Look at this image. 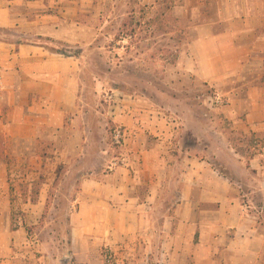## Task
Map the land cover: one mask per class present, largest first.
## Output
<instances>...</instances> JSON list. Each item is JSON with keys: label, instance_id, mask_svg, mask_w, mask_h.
Wrapping results in <instances>:
<instances>
[{"label": "crops", "instance_id": "1", "mask_svg": "<svg viewBox=\"0 0 264 264\" xmlns=\"http://www.w3.org/2000/svg\"><path fill=\"white\" fill-rule=\"evenodd\" d=\"M212 1L193 0L186 8L189 41L177 64L182 74L228 99L205 102L208 134L146 100L117 97L112 114L128 131L124 152L107 180L83 184L72 215L88 225L75 226L82 229L78 235L95 232L98 245L126 250L132 264H264V146L243 154L222 129V122L230 123L256 144L264 126V87L247 81L244 71L252 53L264 51V0H253L254 6L252 0H217L214 18L205 11ZM79 3L0 0V146L46 141L80 111V59L56 50L91 44L87 35L96 28L86 23L91 12ZM30 169L14 171H44ZM11 172L0 159V220L6 223L0 239L26 233L7 228ZM44 191L38 203L22 204L32 216L42 214ZM168 201L173 214L155 216Z\"/></svg>", "mask_w": 264, "mask_h": 264}, {"label": "rangeland", "instance_id": "2", "mask_svg": "<svg viewBox=\"0 0 264 264\" xmlns=\"http://www.w3.org/2000/svg\"><path fill=\"white\" fill-rule=\"evenodd\" d=\"M192 1L80 0V7L91 12L85 14L84 21L96 28L87 35L91 44L56 49L80 59L81 88H85L80 95V111L62 132L48 133L46 141L0 146V159L12 170L8 175L12 204L7 228L13 232L26 229L21 236L0 239V264H132L126 250L98 245L95 232L84 238L78 235L88 225L73 222L72 215L79 209L83 184L107 180L115 173L114 165L124 152L122 145L114 142L118 124L107 101L109 95L137 97L158 109L169 110L179 117V124L188 128L194 125L204 137L211 112L205 102L223 105L228 101L177 67L181 53L187 50L191 14L186 8L193 6ZM253 2L248 4L254 6ZM218 10V1L213 0L205 11L214 18ZM252 54L244 68L247 81L264 87V51L257 48ZM214 115L222 117L216 111ZM190 119L194 122L189 123ZM222 125L243 154L248 147L259 150V146H264V126L255 137L257 143L252 144L230 123ZM214 136L215 145L222 147L220 136ZM37 153L44 159L35 158ZM33 167L44 171H14ZM42 188L46 205L41 216H32V208L22 204L38 203ZM170 204L168 201L155 216L172 215L174 208ZM5 225L0 220V227L6 228ZM158 225L156 219L154 229ZM75 226L82 229L74 231ZM106 256L112 259L107 261ZM137 258L142 259V252Z\"/></svg>", "mask_w": 264, "mask_h": 264}, {"label": "built area", "instance_id": "3", "mask_svg": "<svg viewBox=\"0 0 264 264\" xmlns=\"http://www.w3.org/2000/svg\"><path fill=\"white\" fill-rule=\"evenodd\" d=\"M118 96L117 95H109L108 96V103L111 105V109H114L115 106H116V98ZM0 99H2L1 97V93H0ZM128 138V131L125 129V127L121 126V125H117L115 127V130H114V142L116 145L118 146H121V145H124L126 139ZM118 165L115 164L114 165V168H116ZM111 260L112 257H108L106 256V260Z\"/></svg>", "mask_w": 264, "mask_h": 264}]
</instances>
